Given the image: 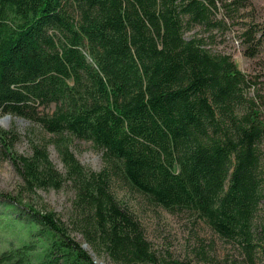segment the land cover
Instances as JSON below:
<instances>
[{"label": "trees", "instance_id": "1", "mask_svg": "<svg viewBox=\"0 0 264 264\" xmlns=\"http://www.w3.org/2000/svg\"><path fill=\"white\" fill-rule=\"evenodd\" d=\"M243 1L0 0V114L89 141L104 162L86 172L56 141L65 175L43 147L17 155L16 172L30 187L69 181L75 229L114 262L153 255L112 197L113 179L168 211L196 215L249 262L264 261V96H246L256 78L210 47V32L222 31ZM218 2L225 15L215 19ZM196 26L203 35H187ZM253 31L242 33L247 44ZM9 139L0 130L4 150ZM25 214L50 236V264H94L53 213ZM21 249L17 256L29 250ZM16 254H1L0 264Z\"/></svg>", "mask_w": 264, "mask_h": 264}, {"label": "rangeland", "instance_id": "2", "mask_svg": "<svg viewBox=\"0 0 264 264\" xmlns=\"http://www.w3.org/2000/svg\"><path fill=\"white\" fill-rule=\"evenodd\" d=\"M217 8L214 18L220 19L225 12L219 2ZM229 14L230 17L226 16L223 22V30L218 28L211 31L214 39L212 43L207 42L214 51L228 55L241 73L248 78H256L255 89L250 87L246 96H253L256 89L264 96V0H245L237 14ZM248 26L254 28L250 44L244 41L242 35ZM192 34L200 37L203 29L196 26L187 33ZM249 45L255 50L252 57L247 55ZM0 130L8 132L12 142V148L7 150L0 145V196H4L0 197V255L16 254L24 246L29 249L19 256L16 254V258L6 264H50L52 261L48 257L51 255L50 236L40 232L36 222L25 214L29 209L53 213L66 226L70 236L87 251L94 264H120L114 262L103 248L90 247L75 229L79 211L73 205L75 191L69 181L56 190L51 187H30L17 174L13 164L17 155L30 157L33 148L43 147L54 168L65 175L66 168L56 147V141H59L60 145L67 146L86 172L99 173L104 168L102 153L89 141L69 136L60 138L46 133L36 123L10 115L0 114ZM109 191L118 206L139 226L148 243L153 262L143 264H264L259 257L249 262L237 245L220 238L190 212L168 211L132 192L116 179L110 180ZM260 206L259 218L264 224V200ZM63 262L67 260H59L58 263Z\"/></svg>", "mask_w": 264, "mask_h": 264}]
</instances>
